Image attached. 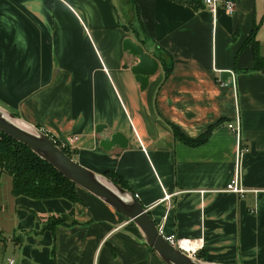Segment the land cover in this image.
I'll list each match as a JSON object with an SVG mask.
<instances>
[{
  "label": "crops",
  "instance_id": "obj_1",
  "mask_svg": "<svg viewBox=\"0 0 264 264\" xmlns=\"http://www.w3.org/2000/svg\"><path fill=\"white\" fill-rule=\"evenodd\" d=\"M227 1L213 12L204 0H0V105L121 176L164 236L202 241L214 264H264V0H231L232 14ZM127 38L160 62L145 90ZM170 123L192 139L212 133L191 146ZM115 132L129 146L107 151ZM237 171L243 196L226 191ZM80 189L79 202L14 196L0 168V264H167Z\"/></svg>",
  "mask_w": 264,
  "mask_h": 264
},
{
  "label": "water",
  "instance_id": "obj_2",
  "mask_svg": "<svg viewBox=\"0 0 264 264\" xmlns=\"http://www.w3.org/2000/svg\"><path fill=\"white\" fill-rule=\"evenodd\" d=\"M124 49L139 58V62L132 67V72L141 84V89L145 90L149 85L150 78L160 69L158 58L152 56L142 44L137 43L133 38L125 40ZM16 116L0 105V130L30 147L68 180L98 197L134 222L143 233L146 243L153 247L167 264H214L198 257H191L168 242L151 217L149 210L143 206L133 191L120 186L106 175L82 165L69 156L41 128L25 122L21 116ZM19 122L31 128L30 131L19 125ZM104 128V125H98L97 133H101ZM100 146L107 151L117 146L126 149L129 146V140L123 133L115 132L110 137L103 138L100 141Z\"/></svg>",
  "mask_w": 264,
  "mask_h": 264
},
{
  "label": "trees",
  "instance_id": "obj_3",
  "mask_svg": "<svg viewBox=\"0 0 264 264\" xmlns=\"http://www.w3.org/2000/svg\"><path fill=\"white\" fill-rule=\"evenodd\" d=\"M165 76L172 69L166 55L159 57ZM20 116L18 113H14ZM175 137L191 146H199L207 142L211 135V129L198 139L188 137L178 126L170 123ZM45 132V131H44ZM49 135V134H48ZM50 136V135H49ZM57 145L73 158V151L64 146L56 138L50 136ZM0 168L1 173L12 177V194L14 196H27L32 199L45 200L63 198L71 202H79L77 186L61 174L53 165L44 160L36 152L25 144L13 139L0 130ZM107 177L120 186L130 189L127 182L114 172H107ZM53 225L64 223V218L57 216L50 220ZM198 257L207 260L206 256L198 254Z\"/></svg>",
  "mask_w": 264,
  "mask_h": 264
},
{
  "label": "built area",
  "instance_id": "obj_4",
  "mask_svg": "<svg viewBox=\"0 0 264 264\" xmlns=\"http://www.w3.org/2000/svg\"><path fill=\"white\" fill-rule=\"evenodd\" d=\"M204 2L207 8L211 9L213 12L216 11L218 0H204ZM226 9L230 14H232L236 10V3L231 0L227 1ZM221 84L224 86L229 85L228 82H221ZM232 84L235 85V79L232 80ZM229 128L238 134L239 145H240L239 149L241 148V152L246 150L247 148H244L242 144V139H243L242 125L238 124L237 127H234L232 124H230ZM226 191L236 193L239 196H243L247 193L248 190L241 185L239 171L236 172L235 176L233 177L231 182L226 187ZM161 233H162V230H161ZM165 237L168 240V242H170L174 246H177L182 252L186 253L187 255L191 257H198V254L200 253V250L202 247V241L193 240L189 238H180L176 234H171ZM11 263L13 264V260H11Z\"/></svg>",
  "mask_w": 264,
  "mask_h": 264
},
{
  "label": "rangeland",
  "instance_id": "obj_5",
  "mask_svg": "<svg viewBox=\"0 0 264 264\" xmlns=\"http://www.w3.org/2000/svg\"><path fill=\"white\" fill-rule=\"evenodd\" d=\"M17 117V116H16ZM42 129V128H41ZM43 130V129H42ZM44 131V130H43ZM74 151H76V150H74ZM73 158L74 159H77V155H76V153L75 152H73ZM77 190H78V192H80L81 191V189H80V187H77ZM199 258V257H198Z\"/></svg>",
  "mask_w": 264,
  "mask_h": 264
},
{
  "label": "bare ground",
  "instance_id": "obj_6",
  "mask_svg": "<svg viewBox=\"0 0 264 264\" xmlns=\"http://www.w3.org/2000/svg\"><path fill=\"white\" fill-rule=\"evenodd\" d=\"M7 117V116H6ZM8 118V117H7ZM19 125L23 126L24 128L28 129L30 131L31 128H29L28 126H25V124L19 122ZM32 131V130H31Z\"/></svg>",
  "mask_w": 264,
  "mask_h": 264
}]
</instances>
